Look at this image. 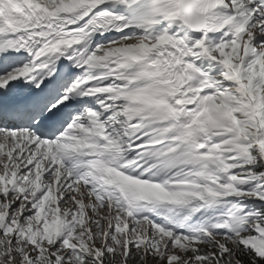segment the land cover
Here are the masks:
<instances>
[{"label": "snow or ice", "instance_id": "snow-or-ice-1", "mask_svg": "<svg viewBox=\"0 0 264 264\" xmlns=\"http://www.w3.org/2000/svg\"><path fill=\"white\" fill-rule=\"evenodd\" d=\"M0 264H264V0H0Z\"/></svg>", "mask_w": 264, "mask_h": 264}]
</instances>
